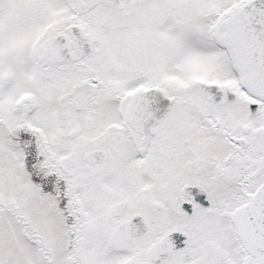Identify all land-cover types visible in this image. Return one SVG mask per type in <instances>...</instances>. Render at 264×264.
<instances>
[{"label": "snow or ice", "instance_id": "obj_1", "mask_svg": "<svg viewBox=\"0 0 264 264\" xmlns=\"http://www.w3.org/2000/svg\"><path fill=\"white\" fill-rule=\"evenodd\" d=\"M0 264H264V0H0Z\"/></svg>", "mask_w": 264, "mask_h": 264}]
</instances>
